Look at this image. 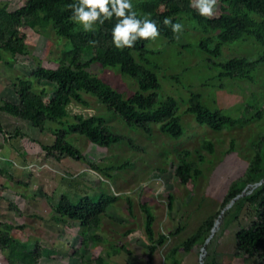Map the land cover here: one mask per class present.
Here are the masks:
<instances>
[{"label": "rangeland", "instance_id": "374dc122", "mask_svg": "<svg viewBox=\"0 0 264 264\" xmlns=\"http://www.w3.org/2000/svg\"><path fill=\"white\" fill-rule=\"evenodd\" d=\"M29 1L32 0H0V4L9 3L14 10ZM183 24L176 44L169 45L158 36L148 45L149 49L160 52L150 56L156 64L150 68L159 76L162 99L173 97L177 101V114L185 130L180 139L163 133L157 124H153L151 135L131 130L119 117L109 113L97 98L85 95L89 105L73 102L69 108L72 117L83 115L85 119H103L113 132L131 137L142 150L132 149L127 141L104 148L83 135L68 133L64 139L83 154V158L75 160L60 152L54 157L42 148V145L60 143L62 126L48 121L42 132L33 124L32 112L23 118L0 114L8 134L21 133L8 137L0 132V168L9 170L13 177L0 174V221L24 227L12 233L15 239L30 243L41 241L47 256L39 264H81L73 254L82 245L83 230L77 222L54 220L51 203L59 202L63 195L72 192L96 195L102 191L114 193L117 200L103 217L100 235L104 241L93 245V257L110 251L115 245H123L133 256L123 253L115 256L111 264H125L127 259L134 264H146V215L141 207L146 204L155 215L156 237H168L156 251L155 264H175L176 260L179 264H264L257 259L236 256L237 232L241 226L257 221L248 204L239 210L236 202L251 195L258 188L254 184L225 209L212 229L215 232L210 231L204 236L191 254L181 248L173 257L174 251L206 220L222 210L231 184L246 175L256 153L255 145L264 134V65L254 72V82L219 79V70L208 63L210 56L198 47L203 32L188 20ZM22 30L26 35L23 52L15 57L6 54L5 59L0 60V101H18L9 86L10 81L31 77L39 65L57 69L58 59L66 46V40L50 27ZM187 45L192 47H185ZM262 51L264 48L252 40L241 41L224 47L221 60L233 57L255 59ZM90 70L125 98L138 91V83L120 69L95 64ZM191 92L202 95L206 107L223 110L233 118L243 117L249 122L222 131L200 125L193 114L187 113ZM50 97L51 94L46 100ZM185 150L190 151L188 159L201 171L187 185L175 176L180 165L179 153ZM126 163L129 165L119 168ZM25 174L31 175L29 185L21 183ZM129 200L133 204L132 210ZM10 202H14L23 214L12 211ZM0 264H9L2 252Z\"/></svg>", "mask_w": 264, "mask_h": 264}, {"label": "trees", "instance_id": "16d2710c", "mask_svg": "<svg viewBox=\"0 0 264 264\" xmlns=\"http://www.w3.org/2000/svg\"><path fill=\"white\" fill-rule=\"evenodd\" d=\"M73 0H32L25 2L17 9L11 10L9 3L0 4V60L6 54L15 57L25 48L26 35L23 28L50 27L62 39L66 46L58 59L57 69H49L39 65L29 78H17L9 82L18 101H0V114L6 113L15 118H23L32 112L33 124L42 132L46 122L56 123L63 128L60 143L57 145H42L48 154L56 157V153L67 155L73 159L83 158L82 152L64 137L68 133H78L85 136L91 143L110 148L114 144L127 141L134 150H142L131 137L113 132L103 119H85L83 115L71 116L69 111L73 102L84 106L89 105L85 95L97 98L107 111L119 117L131 130H141L148 135L153 133V124L160 126L163 133L175 139L183 137L185 130L181 117L177 114L178 104L173 97L162 99V85L156 71L150 67L156 64L150 56L159 55V51L151 50L148 45L151 39L138 40L131 48H117L112 43V27L116 23L113 17L103 24L97 23L92 31H84L79 25L69 19L72 9L68 7ZM138 14H150L159 25L161 37L169 45L177 43L182 32H173L170 25H164L166 16L174 21L188 20L197 24L204 36L198 45L199 49L210 57L207 59L212 68L219 70L218 78L230 80H247L254 82V72L264 65V51L258 57H233L221 60L224 47L237 42L254 41L264 48V0H218L215 14L212 17L201 16L192 7V0H134ZM187 48L192 45L185 46ZM137 56V57H136ZM12 66L11 63H7ZM102 68L120 69L124 75L138 83V91L125 98L111 84L91 72L93 65ZM51 94L49 100L47 96ZM187 113L193 114L200 125H206L215 131L236 127L248 123L243 117L233 118L223 110H212L202 103V95L191 92ZM73 118V120H71ZM0 132L8 137L20 136V131L8 134L0 120ZM212 147V145L210 144ZM253 157L246 175L234 181L222 204V210L204 222L200 229L189 237L173 257L183 248L186 254H191L214 228L215 223L225 209L252 184L263 183L249 196L238 199L237 208L244 204L254 211L257 221L248 226H241L236 234L237 257L257 259L264 262V134L255 145ZM190 151L179 153L180 165L176 174L181 183L187 185L201 174L195 162L190 161ZM129 163L120 166L125 168ZM100 170L99 167L93 166ZM10 171L0 168V174H7L12 179ZM31 175L25 174L21 183L29 185ZM171 200L172 196L170 197ZM2 200V198H0ZM117 200L114 193L102 191L100 194L72 192L62 196L59 202L51 203L54 220L67 223L77 222L83 230L82 245L74 252L73 258L81 264H111L115 256L126 253L133 256L131 250L123 245H115L110 251L93 257L94 244L103 242L100 235L103 217L109 207ZM130 210L133 208L129 200ZM146 215L145 232L148 253L146 264H155V254L158 247L163 246L168 237H156L154 229L155 215L152 209L144 204L141 206ZM10 209L23 214L19 207L10 202ZM24 227L8 221H0V252L6 254L9 264H39L46 255V247L40 240L22 242L15 239L12 233ZM125 264H134L128 259ZM175 264H179L176 260Z\"/></svg>", "mask_w": 264, "mask_h": 264}, {"label": "clouds", "instance_id": "9594fccd", "mask_svg": "<svg viewBox=\"0 0 264 264\" xmlns=\"http://www.w3.org/2000/svg\"><path fill=\"white\" fill-rule=\"evenodd\" d=\"M218 0H193V7L204 17L215 14ZM72 9L69 17L84 31H92L94 27L103 24L113 17L116 23L112 27V43L119 49L133 47L140 40H155L159 35L157 21L150 14H138L134 0H73L68 5ZM164 25H170L173 32L179 33L184 24L166 16Z\"/></svg>", "mask_w": 264, "mask_h": 264}, {"label": "water", "instance_id": "95a60500", "mask_svg": "<svg viewBox=\"0 0 264 264\" xmlns=\"http://www.w3.org/2000/svg\"><path fill=\"white\" fill-rule=\"evenodd\" d=\"M263 183V181H261V182H259V183H255L254 185H256V186H260L261 184ZM248 190V188L244 191V192H246ZM213 232H214V230H212ZM203 264V263H202Z\"/></svg>", "mask_w": 264, "mask_h": 264}, {"label": "bare ground", "instance_id": "6f19581e", "mask_svg": "<svg viewBox=\"0 0 264 264\" xmlns=\"http://www.w3.org/2000/svg\"><path fill=\"white\" fill-rule=\"evenodd\" d=\"M215 232V231H214Z\"/></svg>", "mask_w": 264, "mask_h": 264}]
</instances>
